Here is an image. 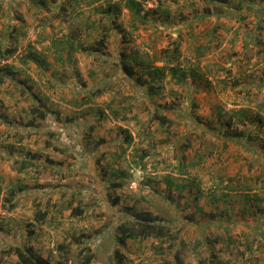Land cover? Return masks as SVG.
<instances>
[{"label":"rangeland","instance_id":"374dc122","mask_svg":"<svg viewBox=\"0 0 264 264\" xmlns=\"http://www.w3.org/2000/svg\"><path fill=\"white\" fill-rule=\"evenodd\" d=\"M125 1L0 0V47L18 35L0 82V264H19L16 246L51 264H264V0ZM104 27L107 46L86 49ZM175 45L197 73L168 69L162 93L122 67ZM241 107L229 132L245 134L226 137ZM136 212L173 238L119 242Z\"/></svg>","mask_w":264,"mask_h":264},{"label":"trees","instance_id":"16d2710c","mask_svg":"<svg viewBox=\"0 0 264 264\" xmlns=\"http://www.w3.org/2000/svg\"><path fill=\"white\" fill-rule=\"evenodd\" d=\"M125 2L128 7H135L138 4L135 0H126ZM84 3L90 4L91 6H93L92 0H76V5H74V9L77 10ZM95 8L97 9V11L100 10L99 5H97V7ZM61 9L64 11L67 10L66 5L63 4L61 6ZM103 10H105L104 12L109 13L113 11L114 8L111 6H108L107 9H103ZM104 29H101V32L103 30L104 31L102 32V36L96 41V44H93L89 48H86V49H90L96 52L100 50L99 46H102V47L107 46L108 38L110 34L107 32L106 27H104ZM11 39H14L13 40L14 46L12 45V46L4 47V48L0 47L1 56L9 57L11 55H14L15 52L17 51L18 35L16 34L13 35ZM72 44H73L72 47L74 48L78 47L77 46L78 43L77 44L72 43ZM52 45H54V47L56 48V49L54 48L53 49L55 51V54L57 50V53H58L57 56L59 57V60L61 62L63 60V57H62L63 55L60 54V51L66 49V46L63 45V41L61 42L57 40L56 41L54 40V43H52ZM83 48L85 49V47ZM31 51H32V48H31ZM122 54L130 58L129 61H127L126 63H123V66H122L126 74H128L129 76H135V73H136L137 82L144 85L146 94H148L151 97L155 94L164 92V89H165L164 79L166 77V72L168 71V69L171 71L172 75L178 76L180 73L183 78L185 77V74L187 72H191L193 77H195L197 73L196 69L190 70L182 66L183 64V62L181 61L182 51L179 45H175L173 47L167 46L165 49H162L160 52H155L154 55H152L150 51H147L145 52L144 56H140L139 49L137 48H133V50L130 52L128 51V53L122 52ZM29 55L33 56V53L29 52ZM158 62H161L162 65H159ZM3 66H0V82H2L3 79H5L4 72H6V70L9 71V69L11 68L9 64H7L6 67H3ZM137 69L140 71L139 73H137ZM145 74H148V77H145ZM35 96H36V99L41 100L40 96H38L37 94H35ZM41 106H42V103H36L32 105L31 110L34 114L45 119L47 115ZM110 109H111V113L113 117L115 119H119L120 118L119 109L113 106L110 107ZM247 110L248 109H245V107L236 109L235 113H233L232 116L229 119H227L226 125L228 126L227 127L228 129L223 132V134L226 137L231 138L233 136H236V137L244 136L245 132H242L240 134V131L239 133L237 132L232 133V132H229V130L231 126H233V124L235 123L233 119L234 116L238 115L239 116L238 119L240 120V113L242 112L246 113ZM103 112L105 111L103 110ZM152 118L158 120L159 123L163 125H166L171 122L170 118H168L166 114L161 113V112L159 113L158 111H154V113L152 114ZM51 133H54V132H51ZM48 143L51 144L49 141ZM185 163L186 162L184 160L180 162L179 165L181 167L179 168V173H183L185 171V168L187 167ZM114 184L118 186V185H121L122 182L120 183L115 182ZM228 188L233 189L232 184H229ZM80 208L81 207H77L76 209H74V213L81 214L82 209ZM47 216H48V213L47 211H45L44 208H41L39 213L36 215L39 221L44 220ZM117 228H118V240L122 244H125L128 239H138L140 237L147 238V237L152 236L162 241L168 238H171V237L173 238L171 227L165 224L164 221H162V218L160 216H155L150 212H136L134 214V219H128L127 221H124L123 223L119 224ZM227 239H230V238L227 237ZM227 249L230 250L231 248L227 247ZM14 251L18 256L19 264H51V260L49 258L42 256L32 246H27L24 248L22 246H16L14 247ZM210 256L211 258H209V260L211 259L212 262L213 260H215L214 256H218L219 260L216 261L217 263L219 262L218 264H229V262H226V261H223V259H220L222 257L219 255V252H215V253L212 252ZM92 258H93V254L89 255V257L85 259L82 264H90L92 261Z\"/></svg>","mask_w":264,"mask_h":264},{"label":"built area","instance_id":"2783aa9c","mask_svg":"<svg viewBox=\"0 0 264 264\" xmlns=\"http://www.w3.org/2000/svg\"><path fill=\"white\" fill-rule=\"evenodd\" d=\"M9 57L1 56L0 55V66H3L9 62Z\"/></svg>","mask_w":264,"mask_h":264},{"label":"crops","instance_id":"0c3cea01","mask_svg":"<svg viewBox=\"0 0 264 264\" xmlns=\"http://www.w3.org/2000/svg\"><path fill=\"white\" fill-rule=\"evenodd\" d=\"M15 142L13 141V143L12 144H14ZM122 173H123V176H124V174H125V172L124 171H122ZM122 182V181H121ZM123 183V182H122ZM16 207V206H15ZM12 214V213H11ZM11 214H10V216H11Z\"/></svg>","mask_w":264,"mask_h":264}]
</instances>
